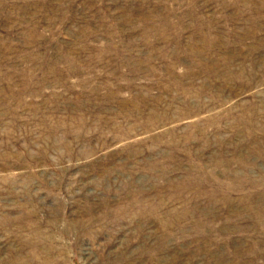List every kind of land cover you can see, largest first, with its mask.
<instances>
[{
	"label": "rangeland",
	"instance_id": "obj_1",
	"mask_svg": "<svg viewBox=\"0 0 264 264\" xmlns=\"http://www.w3.org/2000/svg\"><path fill=\"white\" fill-rule=\"evenodd\" d=\"M0 264H264V0H0Z\"/></svg>",
	"mask_w": 264,
	"mask_h": 264
}]
</instances>
